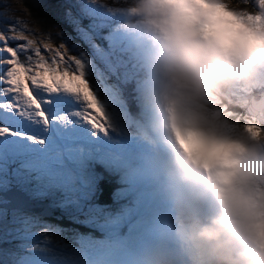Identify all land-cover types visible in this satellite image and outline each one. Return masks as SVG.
<instances>
[{"label":"clouds","instance_id":"1","mask_svg":"<svg viewBox=\"0 0 264 264\" xmlns=\"http://www.w3.org/2000/svg\"><path fill=\"white\" fill-rule=\"evenodd\" d=\"M114 11L137 73L128 132L149 150L168 215L140 246L86 264H264V21L234 0Z\"/></svg>","mask_w":264,"mask_h":264},{"label":"snow or ice","instance_id":"2","mask_svg":"<svg viewBox=\"0 0 264 264\" xmlns=\"http://www.w3.org/2000/svg\"><path fill=\"white\" fill-rule=\"evenodd\" d=\"M242 3L253 9L240 7L244 19L257 24L264 21V16L255 14L264 10V0ZM20 23L8 18L0 24V190L20 185L32 195L43 196L53 187L69 184L77 172L80 153L70 131L74 123L99 130L106 118L102 120L97 114L102 108L83 62L69 56L60 44L55 50L59 59L53 58L51 63L35 47L39 59L32 65L30 49L37 42L28 39L24 30L17 31ZM15 41L23 43L12 46ZM44 47L50 48L48 44ZM73 62L74 69L60 67ZM73 106L77 110L71 116L60 115ZM6 203L0 200V204ZM0 213L6 216L7 209H0ZM12 215L20 219L15 210Z\"/></svg>","mask_w":264,"mask_h":264},{"label":"rangeland","instance_id":"3","mask_svg":"<svg viewBox=\"0 0 264 264\" xmlns=\"http://www.w3.org/2000/svg\"><path fill=\"white\" fill-rule=\"evenodd\" d=\"M27 2L34 7L33 10L26 8L25 3ZM125 2L126 0H106L105 4L104 0H101V2L100 0H78L76 3L75 0H0V24L8 18H15L22 22L18 24L17 31L24 30L28 39L37 42L30 49L33 56L32 65L39 59L34 54L35 47H39L41 54L51 63L53 58L59 59L55 57V50L59 48L60 44H63L69 56H74L83 62L84 71L90 84L96 83V89L99 92H96L93 87L92 89L97 99L107 109L105 120L108 122L109 117H112L114 121L118 119L125 120L127 119L126 110L117 84L112 80H108L106 75L101 72L100 68L85 52L82 46L86 44V41H81L82 46L81 44L78 45L77 42L73 46V42L69 41L70 36L64 28L65 24L72 20L71 5L74 6V17L78 20L77 18L83 19V13L79 7L90 11L97 9L114 10L123 6ZM108 15L110 16V14ZM39 19L41 21L37 23L36 20ZM118 23L119 21L115 20L109 22L102 27V30L111 25L110 36L114 41L113 46L116 49H121L123 46ZM50 33H56V36L58 33L62 34L63 40L59 39V43L47 40ZM19 43H23V41L12 42V46ZM45 44H48L50 48H45ZM66 59L67 57H65ZM2 67L0 65V68ZM60 67L74 69V62L71 65L61 63ZM106 68H109L108 72L111 71L110 65ZM62 113L63 111L60 112V115ZM100 155L110 160L108 154H103L100 151L94 152L87 149V151L81 152L76 172L78 177H73L67 185L53 187L46 195H33L38 198L36 202L42 204L44 203L43 198L46 199L67 219L79 218L76 213L86 212V208L97 215L102 213L101 209L106 208L114 215V211L110 208L111 203L97 205L93 204V200H91L92 194H94V186L87 169L90 167L89 161H97ZM13 188L6 191V193H2V190H0V200L7 202L5 206L0 204V209H7L6 216L0 213V264H34L33 261L37 264H86L87 257L95 256L94 253H90L93 248L99 249L102 247L101 251L105 252L111 248L109 243L89 235L78 234L69 228L70 226L50 229L48 215L45 218L42 217L37 210V206L27 202L26 196L30 195L31 192L20 185H14ZM75 194L81 197L80 201L75 197ZM113 197L114 194L110 192V200H113ZM84 202L86 204L82 205ZM69 205L73 207L68 208ZM14 210L17 216L20 217L19 220L13 217ZM95 214H91V220L94 219L93 215ZM130 218L134 222L129 230H135L137 228L136 217L131 216ZM132 235V238H128L132 243L133 241L136 243L142 242L144 235L138 233ZM126 237L128 236H120V239H127ZM79 238H84L85 244H81Z\"/></svg>","mask_w":264,"mask_h":264},{"label":"trees","instance_id":"4","mask_svg":"<svg viewBox=\"0 0 264 264\" xmlns=\"http://www.w3.org/2000/svg\"><path fill=\"white\" fill-rule=\"evenodd\" d=\"M27 3H25L26 8L33 10L34 7H32L29 2ZM237 6L251 9L250 4L244 5L242 0L237 3ZM70 8L74 12V6L71 5ZM114 20V17L99 16V14L93 16H83V19H80V22L83 24V41H91V45L93 44L94 46L93 48L88 44L82 46L81 41H79L81 36L80 29L73 26L71 21L66 23L64 28L66 33L70 36L69 41H75L78 45L81 44L85 52L92 56L96 65L100 68L101 72L106 75L107 79L112 80L117 84L118 90H120L121 96L124 100V105L127 107L128 113H131L132 106L128 100V94L131 92V85L129 80L124 79V74L132 71L133 63L130 58L125 55L127 51L126 48H124L120 53L114 51L113 39L110 36V29L112 26H106L105 29L102 30L103 26ZM40 21V19L36 20L37 23ZM57 38L63 40L62 34L58 33ZM54 43H59V41H55ZM113 62L114 65L112 66V69L114 70V74L110 75L108 72L109 68L106 67L108 66L107 64H112ZM91 85L94 89L97 88L96 83H91ZM96 92H99V90L96 89ZM88 175L94 184V194H92L91 197V200H93L92 203L97 205L108 203L110 198L107 194L109 193L111 185L103 178L105 175L104 167L97 163H92L91 168L88 169ZM74 176L78 177L76 173ZM75 197L78 201L81 200V197L78 194H75ZM43 200L47 203L48 208L51 209L50 212L45 214L48 215L47 218L49 217L48 220L50 221V229H54L55 227L70 226L69 228L73 229L78 234L89 235L100 239L103 242L109 243L112 249L119 247L115 242V238L118 237L115 231L119 230V227L115 226L113 228L106 225L107 222H112L115 219V216L111 214L108 209H101L102 213L97 215L90 212V210L86 208V212L76 213L79 218L67 219L64 215H62V213H59L57 208L53 209L52 204L48 203L46 199L43 198ZM85 204L86 202L82 203V205ZM71 206L72 205H69L68 208ZM91 214H95L93 215L94 219L92 220L90 219ZM111 216L113 217L110 221ZM79 242L81 244H85L86 241L84 238H79Z\"/></svg>","mask_w":264,"mask_h":264},{"label":"water","instance_id":"5","mask_svg":"<svg viewBox=\"0 0 264 264\" xmlns=\"http://www.w3.org/2000/svg\"><path fill=\"white\" fill-rule=\"evenodd\" d=\"M29 1H31V0H29ZM49 38H50V40L53 39L52 37H49ZM6 191H9V190H6ZM6 191H4V193H6Z\"/></svg>","mask_w":264,"mask_h":264}]
</instances>
